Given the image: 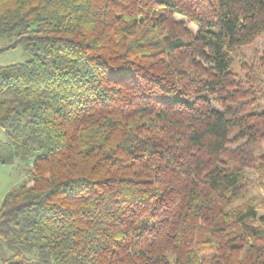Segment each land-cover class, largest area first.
Returning a JSON list of instances; mask_svg holds the SVG:
<instances>
[{
	"label": "trees",
	"instance_id": "obj_1",
	"mask_svg": "<svg viewBox=\"0 0 264 264\" xmlns=\"http://www.w3.org/2000/svg\"><path fill=\"white\" fill-rule=\"evenodd\" d=\"M263 35L264 0H0L28 57L0 67V264H264V201L233 205L264 141L233 54Z\"/></svg>",
	"mask_w": 264,
	"mask_h": 264
},
{
	"label": "rangeland",
	"instance_id": "obj_2",
	"mask_svg": "<svg viewBox=\"0 0 264 264\" xmlns=\"http://www.w3.org/2000/svg\"><path fill=\"white\" fill-rule=\"evenodd\" d=\"M11 41L0 39V49L10 45ZM28 59L27 54L20 48L6 50L0 53V67H5L15 63H21ZM233 72L235 79L239 81V89L249 92L248 96L254 94L256 103L264 108V35L256 39L252 44L239 48L233 54ZM251 94V95H250ZM0 140L6 142L8 139L0 129ZM250 160L245 165L244 197L237 199L233 205H237L248 200L252 201L260 208L264 201V190L262 188L264 177L261 169L264 170V141L255 146ZM261 161H263L261 163ZM26 161L15 158L10 164L0 163V206L4 196L16 189L26 177ZM232 205V206H233ZM261 212V210H260ZM7 255L5 249H0V262Z\"/></svg>",
	"mask_w": 264,
	"mask_h": 264
}]
</instances>
